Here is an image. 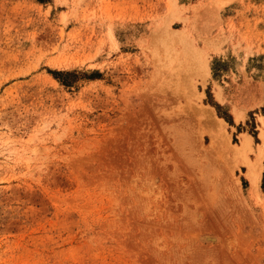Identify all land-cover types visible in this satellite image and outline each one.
Segmentation results:
<instances>
[{
	"label": "rangeland",
	"instance_id": "374dc122",
	"mask_svg": "<svg viewBox=\"0 0 264 264\" xmlns=\"http://www.w3.org/2000/svg\"><path fill=\"white\" fill-rule=\"evenodd\" d=\"M262 115L264 0H0V264H264Z\"/></svg>",
	"mask_w": 264,
	"mask_h": 264
},
{
	"label": "bare ground",
	"instance_id": "6f19581e",
	"mask_svg": "<svg viewBox=\"0 0 264 264\" xmlns=\"http://www.w3.org/2000/svg\"><path fill=\"white\" fill-rule=\"evenodd\" d=\"M262 120L264 126V118ZM262 136H264V131L262 132ZM251 146H252V137L250 135H244V140L242 141V144L237 145L238 149H236L235 147V150L241 153V152H245L246 150H249ZM263 160H264V143L258 149L257 159L254 162L249 163L248 165L247 176L251 181V191L253 193H257L259 191V184L261 181V175L263 169V163H262Z\"/></svg>",
	"mask_w": 264,
	"mask_h": 264
},
{
	"label": "trees",
	"instance_id": "16d2710c",
	"mask_svg": "<svg viewBox=\"0 0 264 264\" xmlns=\"http://www.w3.org/2000/svg\"><path fill=\"white\" fill-rule=\"evenodd\" d=\"M55 76H56V78H60V75L61 74H65V72H62V71H51ZM68 73H70V72H67L66 74H68Z\"/></svg>",
	"mask_w": 264,
	"mask_h": 264
},
{
	"label": "crops",
	"instance_id": "0c3cea01",
	"mask_svg": "<svg viewBox=\"0 0 264 264\" xmlns=\"http://www.w3.org/2000/svg\"><path fill=\"white\" fill-rule=\"evenodd\" d=\"M262 116H264V115H262ZM260 143H261V142H260ZM263 143H264V142H263ZM263 143H262V144H263ZM262 144H261V145H262ZM263 163H264V162H263ZM263 171H264V168H263ZM263 171H262V177H263V175H264V172H263ZM262 177H261V179H262Z\"/></svg>",
	"mask_w": 264,
	"mask_h": 264
}]
</instances>
